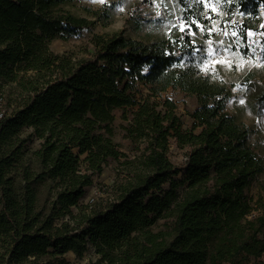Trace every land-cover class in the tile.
Wrapping results in <instances>:
<instances>
[{
    "label": "trees",
    "instance_id": "trees-1",
    "mask_svg": "<svg viewBox=\"0 0 264 264\" xmlns=\"http://www.w3.org/2000/svg\"><path fill=\"white\" fill-rule=\"evenodd\" d=\"M80 1L0 0V264H70L59 257L90 247L98 260L88 264H264V204L250 218L248 191L264 175L252 128L227 110V86L182 66L204 41L188 31L155 42L96 34L79 54H58L51 41L101 16L78 13ZM236 8L246 19L228 37L259 34L264 54V0ZM139 85L150 88L141 101ZM170 89L197 98L187 120L174 100H159ZM127 107L138 109L126 139L144 148L135 163L115 141L114 112ZM121 159L133 171L117 197L82 206L94 176ZM161 220L170 234L154 232Z\"/></svg>",
    "mask_w": 264,
    "mask_h": 264
},
{
    "label": "rangeland",
    "instance_id": "rangeland-1",
    "mask_svg": "<svg viewBox=\"0 0 264 264\" xmlns=\"http://www.w3.org/2000/svg\"><path fill=\"white\" fill-rule=\"evenodd\" d=\"M237 0H82L78 2V13L85 16L79 8H90L98 11L101 16L96 19L94 27L81 32L78 36L58 37L51 41V48L58 54L82 52L94 35H113L123 33L128 38L155 42L167 38L174 31H188L191 35L204 41V49L193 55H187L182 66L190 68L196 76H206L214 83L227 86L232 91L227 110L240 118L252 128L250 143L258 149L264 159V102L260 99L264 91V54L260 43L259 34L252 35L248 41L241 38H229L230 25H240L246 14L236 8ZM234 13L229 18V13ZM138 101L150 92V88L139 85ZM162 98L174 100L178 104V113L186 120V113L199 107V102L194 95H186L175 89H170L159 95ZM138 107H127L114 112L116 136L115 141L120 150L127 154L128 159L139 162L144 148L136 150L126 139L123 126H128ZM11 113V109H8ZM31 130H25L23 136L29 135ZM40 146V141L35 140L30 144L32 150ZM79 151H77L78 153ZM87 155L82 156V162ZM121 159L114 162L99 175L93 178L94 184L87 188L82 206H104L117 197L119 188L127 184L133 170L125 168ZM173 164L183 165L182 152L173 150L171 155ZM85 164L82 163V167ZM181 177V176H180ZM169 183L163 186L166 191ZM47 189V188H45ZM45 189L41 199L46 201ZM249 192V197L254 211L250 218L262 215L264 204V175L255 181ZM94 201V202H93ZM96 203V204H94ZM89 208V207H88ZM1 209V205H0ZM76 212V209H74ZM63 218L56 222L60 225L69 221ZM154 232H172V222L161 220L153 227ZM52 251V250H51ZM72 253V254H71ZM59 258L70 264H88L98 260L94 248L86 252L82 258H77L73 252ZM106 264V263H101Z\"/></svg>",
    "mask_w": 264,
    "mask_h": 264
},
{
    "label": "built area",
    "instance_id": "built-area-1",
    "mask_svg": "<svg viewBox=\"0 0 264 264\" xmlns=\"http://www.w3.org/2000/svg\"><path fill=\"white\" fill-rule=\"evenodd\" d=\"M4 103H3V101L0 99V120L1 119H3L4 117H5V112H4V110H3V108H2V105H3ZM94 202V201H93Z\"/></svg>",
    "mask_w": 264,
    "mask_h": 264
},
{
    "label": "bare ground",
    "instance_id": "bare-ground-1",
    "mask_svg": "<svg viewBox=\"0 0 264 264\" xmlns=\"http://www.w3.org/2000/svg\"><path fill=\"white\" fill-rule=\"evenodd\" d=\"M72 254V253H71Z\"/></svg>",
    "mask_w": 264,
    "mask_h": 264
}]
</instances>
